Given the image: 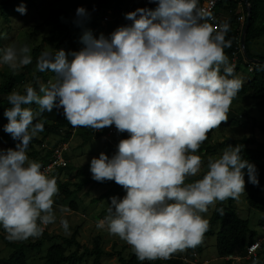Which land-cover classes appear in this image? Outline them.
Returning a JSON list of instances; mask_svg holds the SVG:
<instances>
[{
    "label": "clouds",
    "instance_id": "obj_1",
    "mask_svg": "<svg viewBox=\"0 0 264 264\" xmlns=\"http://www.w3.org/2000/svg\"><path fill=\"white\" fill-rule=\"evenodd\" d=\"M150 2L156 3L155 9L126 13L131 24L107 37L94 38L85 31L84 47L78 52L43 51L36 70L54 73L55 81L40 83L39 91L26 86L23 94L8 95L11 107L4 111L8 122L3 130L16 142L14 149L0 150V228L9 239L39 237L56 221L53 198L59 188L54 177L66 167V143L76 128L96 132L114 125L129 134L119 141L114 155L107 148L109 156L105 149L93 157L90 172L97 182L114 181L123 187L125 195L110 198L109 215L97 227L126 241L141 262L169 258L189 264L178 251L189 248L188 258L194 252L198 258L200 253L191 247L201 242L208 228L201 213L217 201L245 193L242 170L249 183L259 184L255 165L242 158L241 146L228 144L219 158L209 159L201 179L186 182L201 173L203 164L199 155L190 153L198 151L211 129L228 120L231 101L242 89L243 80L234 69L242 47L239 39L230 65L224 53L231 46L226 14L217 16L221 25L214 29L203 22L199 0ZM15 10L26 13L23 4ZM75 16L79 26L89 13L77 7ZM30 53L27 45L0 49V66L16 72L32 63ZM243 59L248 71L254 62ZM33 104L38 106L35 111ZM54 109H62L72 134L66 141L57 139L58 145L39 143L35 152L51 153L40 164L27 154L32 139L43 131V124L34 121ZM112 132L110 127L105 135ZM3 143L0 148L9 144ZM102 186V193L109 189ZM60 223L67 232L68 221ZM254 242H260V260L263 241L257 237Z\"/></svg>",
    "mask_w": 264,
    "mask_h": 264
},
{
    "label": "rangeland",
    "instance_id": "obj_2",
    "mask_svg": "<svg viewBox=\"0 0 264 264\" xmlns=\"http://www.w3.org/2000/svg\"><path fill=\"white\" fill-rule=\"evenodd\" d=\"M5 1L6 0H0V36L3 38L2 45L4 48L10 45H15L17 47L27 45L31 49V55L33 48L37 46L39 47L40 56L43 51L56 50L55 43L50 41V27L41 26L40 28H36L37 24L42 23L37 17L40 12L52 8H63L67 11L71 18V32L74 36V41L73 45L66 50V53L73 51L78 52L84 47L81 43V37L85 31H90L94 38H99L101 34L107 37L118 27L127 25V20L125 19L126 13L135 11L139 5L147 3L148 0H110L101 5H98V2L102 0H65L60 3H55L54 0H33V7L27 6L24 0L16 2L12 6L10 4L2 5L1 3ZM20 4L26 7V13L23 15L15 10ZM77 7H84L89 13L88 19L79 26L74 23ZM260 12L264 15V0L262 1ZM34 19H37V21ZM249 48L253 55L257 57L264 56V34L261 38L253 40ZM36 61L37 59L31 66L27 67L26 70H18L15 72L16 76L20 78L19 81L21 80V74L24 73L25 78L28 79L27 84L31 83V77L37 71ZM11 71L12 70L7 66H0V74H9ZM26 72H29L30 75H26ZM248 72L249 71L242 66L239 68L236 76L241 78L243 82H246L252 77V74H248ZM1 80L2 78H0V83L2 82ZM54 81L55 76L50 75L45 86ZM40 83H43L42 79H38V85H40ZM37 91H39V86ZM30 107H32L34 111L37 109L32 105ZM244 109L251 110V117H254L258 123L264 124L263 100L253 99L251 95H236L231 101L229 110H241L242 112ZM6 123L7 118L5 116L1 117L0 136L6 133L3 130ZM110 127L113 129L110 135L106 134L99 139H89L85 144L81 136L83 130L81 128H76L74 130L73 135L66 143L68 147L64 153L67 157L66 167L63 168L61 172L57 173L56 178L54 177L57 185L66 182L68 183V189L74 191L81 180L77 171L82 168L88 177L92 176L90 172L91 159L93 157L98 158L99 154L104 153L105 149V154L109 156L110 154H107L109 153L107 151L108 142L117 144L116 140L122 138V133L118 132L114 125ZM60 138L61 137L56 134L45 133L43 131L39 132L33 139L40 140V142L32 140V146L31 143L29 145L27 152L29 159L41 164L43 157H47V154L44 149L42 153L35 152V150L41 148L39 143L48 142V145H50L53 144L56 139L59 140ZM243 138L249 139L250 147L264 151V132L257 125H253L251 120L247 117L246 119H242L237 126L222 125L217 127L207 136L203 144L218 145V143L226 139L241 140ZM58 144H60V141L57 145ZM3 145L5 144L0 139V147ZM228 145L236 146L239 144ZM228 145L223 147L217 146L216 152L213 154L206 155L201 153L203 156L201 172L207 170V162L209 159L215 160L219 158ZM103 189L104 187L102 185L94 187L88 184V186H84L80 192H77L75 196L73 195L74 201L77 202V210H72V208L69 207V200L61 202L60 204L57 203L58 199L61 201L62 196L56 194L53 198L56 221L49 224L39 237L29 238L27 240H11L6 233L0 231V257L8 256L12 251V248L6 243V240L22 244L36 241L37 239H44L45 245L42 249H29L27 251L28 264H42L45 250L51 245V242L56 241L59 244L64 243L63 239L69 238L72 234H76L75 241L80 245L77 249L76 258L81 257V261L77 264L92 263L93 256H89L88 253L94 247L95 240L98 241L99 246L107 255L110 254L109 256L102 257L100 264H117L116 251H120L125 257L134 254L133 248L126 241L120 239L118 236L110 234L106 228L101 229L97 227V222L109 215L108 207L110 198L113 197V194L110 193L106 198L97 201L98 199L96 198L103 192ZM215 204L210 205L206 212L201 213L202 217L206 219L208 223ZM234 206L240 216L249 220L250 227L257 232L259 239L261 238L263 241V251L260 254V260L257 264H264V233L261 230V225L264 224V212L249 208L246 201V191L245 193H241L238 198H235ZM61 219H66L68 221L69 229L67 232L61 226ZM215 244V236L207 237L203 242V250L198 255V258L205 264H227L223 258L221 259L217 255ZM75 248V244L68 247L66 254L73 252ZM188 249L189 248L178 252L180 255H183L184 258H188ZM84 251L85 254L83 253ZM142 264H153V261H143ZM176 264L181 263L177 262Z\"/></svg>",
    "mask_w": 264,
    "mask_h": 264
},
{
    "label": "trees",
    "instance_id": "obj_3",
    "mask_svg": "<svg viewBox=\"0 0 264 264\" xmlns=\"http://www.w3.org/2000/svg\"><path fill=\"white\" fill-rule=\"evenodd\" d=\"M20 1L22 0H6L1 4H10L12 6L14 3ZM24 1L27 6H34L33 0ZM63 1L65 0H54L55 3H60ZM109 1L110 0L99 1L98 5L107 3ZM247 1L249 2L251 7V17L245 37V51L250 58H257L259 60H263L264 56L257 57L253 55L249 48V45L253 40L261 38L264 34V15L262 12H260L263 0ZM200 5L201 0H199L198 2V7H200ZM156 6V3L150 2V0H148L147 3L139 5L138 8L155 9ZM242 13H245V5L242 4L240 8L236 1L219 2L216 6L215 11L212 13V15L216 17L220 14H226L225 22H228L230 26V30L226 35V39L231 41V46L224 49V53L228 57L229 64H232L233 53L239 47V39L243 25L237 21V18ZM37 17L42 23L37 24L36 28H40L41 26L50 27V41L55 43L56 50L63 49L66 52V50L71 45H73L74 36L71 32V18L67 11H65L63 8H52L47 11L40 12ZM34 20L37 21V19ZM206 23L211 26L209 18H207ZM129 24H131V21L127 20V25ZM2 42L3 38H1L0 36V49L4 48ZM31 56L33 58V63L39 56V47L35 46L33 48ZM243 58V55L239 53L238 59L234 67L235 75L238 74L239 68H241L242 66H247ZM31 64L21 68L20 70H26L27 67L31 66ZM253 67L254 68L251 72V79L246 82H243L242 89L238 92L237 95H251L253 99H259L260 101H264V65L258 64L257 66ZM26 75L29 76V72H26ZM50 75L55 76L54 73L49 71L43 73L36 71L31 77V83L27 84L28 79L25 78L24 73L21 74L20 81V78H18V76H16L15 72L13 71H11L9 74H0V78H2V82L0 83V118L4 116L5 109L11 107L7 100L9 94H11L12 92H20L23 94L26 86H33L38 89V79H42L43 84L45 85ZM32 106L34 108L38 107L35 104H33ZM245 110L246 109H244V111L242 112L241 110H229L227 113L228 120L226 122H222L220 126H237L238 124H240L242 119H246L247 117L251 120L253 125H257L264 132V124L258 123L254 117H251V110ZM34 123H42L43 132L59 135L61 137L60 140L62 142L68 140L72 134L71 130L73 126L69 124L68 121L64 118L62 109H54L51 112L44 111L39 114ZM81 128L83 130L81 136L83 137V139H85V142L91 137H101L102 135H105L110 126L100 129L96 132L93 128ZM214 129H211L207 133V136L211 134ZM128 135L129 134L127 132H123L121 139L128 138ZM0 138L3 142H9L8 146H6L5 148H0V150H7L9 148L14 149L16 141L12 139L10 134L3 133ZM121 139L116 140L117 144ZM32 140L40 142V140L37 139ZM55 142L57 143V139ZM249 142V139L243 138L241 140L226 139L218 143V145H204L202 143L198 151L192 154L199 155L201 159H203L201 153H204L206 155L213 154L214 152H216L217 146L223 147L226 144L230 143L233 145L239 144L241 146L240 154L242 158L248 160L250 163L255 165L259 180L258 185H253L249 183L246 169L242 170L245 172L244 179L247 204L249 208L264 212V151L250 147ZM117 144H112L108 142L107 147L112 153V155H114L116 152ZM50 155L51 153L50 151H48L47 158H49ZM207 170L202 171L200 174H198L197 176H193L192 178L188 177L186 179V182L192 183L198 179H201L203 174ZM77 173L81 180L77 184V187L74 191L68 189V183L66 182L58 184L59 192L57 195H61L62 197L61 201H59L58 199L57 203L60 204L61 202L69 200V207L72 208V210H77V202L74 201L73 195L75 196L77 192H80L84 188V186L88 184L109 186V189L106 192L102 193L98 198H96L98 200L105 198L110 193H112L113 196H116L118 198H122L125 195L123 187L116 184L114 181L97 182L93 180L92 177H88L83 168L79 169ZM234 201L235 198H229L224 201H218L215 204L209 218L208 228L203 234L201 242L197 246L191 247L192 249H195L198 251V253H201L203 250L204 240L207 237L215 236L216 253L218 256L221 257L235 253H243L247 245L256 241L258 237L257 232L250 227L249 220L247 218H244L238 214L234 206ZM0 231L2 233H6L2 228H0ZM75 235L76 234H72L69 238L63 239L64 243L61 244L56 241H49L51 242V245H49L45 250L42 264H77L79 261H81V257L76 258L78 252L77 249L80 245L78 242L75 241ZM6 243L12 248V251L8 256L0 257V264H28L27 251L29 249H42L45 245L44 239H37L36 241H31L29 243L22 244L6 240ZM74 244L76 246L75 250L69 254H66L67 248ZM83 253L85 254V251ZM89 253V256H93L91 264H100L102 261V257L110 255H107V253L101 249L98 244V241L96 240L94 241V247ZM115 255L117 256V264H142V262L137 259L135 253L130 255L129 257H125L120 251H116ZM177 262L185 264L181 260L174 261L173 259L169 258L164 260H155L153 261V264H176Z\"/></svg>",
    "mask_w": 264,
    "mask_h": 264
},
{
    "label": "built area",
    "instance_id": "obj_4",
    "mask_svg": "<svg viewBox=\"0 0 264 264\" xmlns=\"http://www.w3.org/2000/svg\"><path fill=\"white\" fill-rule=\"evenodd\" d=\"M222 1H236L240 8L242 4H244L241 0H201V5L199 9L205 15V20L203 22H206L207 18H209V21L211 22V26L214 29H218L221 24L218 23L217 17L213 16L212 13L215 11L217 4ZM244 5L246 8L247 5L246 4ZM245 19H246V11L245 13H242L240 16H238L237 21L243 24ZM254 65H255L254 63L248 65L249 72H252ZM262 230L264 232V226L262 227ZM259 249H260V242H254L246 248L245 253L243 254L237 253V254L229 255L224 257V259L229 264H255L259 260V256H258ZM191 257L192 258H183V260L189 264H203L198 260L197 254L195 252L192 253Z\"/></svg>",
    "mask_w": 264,
    "mask_h": 264
},
{
    "label": "water",
    "instance_id": "obj_5",
    "mask_svg": "<svg viewBox=\"0 0 264 264\" xmlns=\"http://www.w3.org/2000/svg\"><path fill=\"white\" fill-rule=\"evenodd\" d=\"M244 4L247 5L246 7V21L244 23V26H243V29L241 31V35H240V44H241V47H242V53L244 55V58L246 60H249V61H252L254 63H258V64H261V65H264V59L263 60H257V59H254V58H250L246 51H245V37H246V33H247V30H248V27H249V22H250V17H251V7H250V4H248V1L247 0H241Z\"/></svg>",
    "mask_w": 264,
    "mask_h": 264
}]
</instances>
